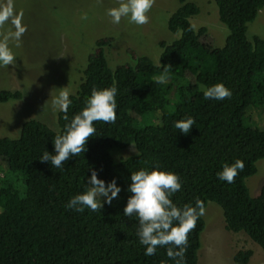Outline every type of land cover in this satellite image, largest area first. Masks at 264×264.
<instances>
[{
    "label": "trees",
    "instance_id": "1",
    "mask_svg": "<svg viewBox=\"0 0 264 264\" xmlns=\"http://www.w3.org/2000/svg\"><path fill=\"white\" fill-rule=\"evenodd\" d=\"M218 20L230 30L221 46H214L204 26L194 28L189 18L198 13L189 0H176L165 21L166 29L178 36L158 42V63L144 55L133 56V64L110 68L103 48L110 37L94 41L82 69V80L69 94L68 117L80 112L93 88L113 86L116 121L94 123L96 135L80 156H71L61 168L41 162L43 152H55L53 140L68 121L56 112L57 130L36 119L21 123L15 138L0 137V264H176L165 247L145 256L137 236L138 220L127 217L123 208L131 172L158 168L175 173L181 189L170 198L182 208L195 206L199 198L213 201L222 211L227 230L243 231L264 252V185L250 196L245 178L256 171L264 157V129L244 122L252 113L264 112V40L246 35V24L254 19L264 0H213ZM167 68L165 84L154 77ZM223 83L232 93L223 100L206 99L200 85ZM21 97L19 90L0 89V102ZM149 111L166 114V127L153 139L139 120ZM192 117L188 134L174 127L175 121ZM133 145L136 152L114 161L113 148ZM236 159L244 169L233 183L220 180L217 172ZM107 184L115 179L121 188L118 198L101 210L77 212L65 205L84 192L91 171ZM201 217L188 234L184 264H196ZM178 250V249H177ZM250 249L237 250L234 264H245Z\"/></svg>",
    "mask_w": 264,
    "mask_h": 264
},
{
    "label": "rangeland",
    "instance_id": "2",
    "mask_svg": "<svg viewBox=\"0 0 264 264\" xmlns=\"http://www.w3.org/2000/svg\"><path fill=\"white\" fill-rule=\"evenodd\" d=\"M198 7V13L189 18L191 26H204L214 46L224 41L225 25L217 18L213 0H189ZM15 17L20 18L27 31L22 36V46L9 42L15 57L14 64L0 67V89L19 90L21 97L0 102V137L15 138L21 123L36 119L57 130L56 112L52 98L62 88L73 94L82 80V69L87 55L94 51V41L110 37L103 50L110 68L116 64H133V56L144 55L158 63V42H170L178 36L166 29L165 21L175 9L176 0H155L147 13L148 23H130L127 17L119 24L111 22L107 9L118 6L117 0H0V10L9 6ZM87 14V19L81 17ZM12 28L6 23L0 32ZM246 35H256L264 40V5L253 20L246 24ZM139 122L153 139H159L166 127V114L155 116L145 112ZM249 126L264 129V112L244 117ZM135 150V148H134ZM133 145L113 148L110 155L118 161L135 153ZM256 171L245 178L250 196L258 194L264 185V157L255 162ZM0 161V176L3 174ZM103 197L100 198L102 201ZM204 227L199 235L196 264H234L237 250L250 249L245 264H264V252L243 231L233 232L224 226L221 208L213 201H206L201 216Z\"/></svg>",
    "mask_w": 264,
    "mask_h": 264
},
{
    "label": "clouds",
    "instance_id": "3",
    "mask_svg": "<svg viewBox=\"0 0 264 264\" xmlns=\"http://www.w3.org/2000/svg\"><path fill=\"white\" fill-rule=\"evenodd\" d=\"M154 2L155 0H117L118 6L107 9V15L114 24H119L122 18L127 17L130 23L144 25L148 23L147 13ZM87 18V14L81 17L84 20ZM9 22L12 28L7 32H0V67L14 64L16 56L9 47V42H13L17 48L21 47L22 36L27 31L20 18L15 17L11 3L4 10H0V29ZM224 32L226 36L230 35V30L226 26ZM167 71V68H164L162 74L154 77L155 82L167 83ZM200 87L206 99L223 100L231 98L232 95L223 83ZM116 94L117 88L114 84L108 88H93L84 107L69 120L67 113L71 100L69 92L62 88L58 95L52 98L51 106L53 110L63 112V119L68 123L65 124L62 134L54 137V154L43 152L39 158L41 162H50L53 167L61 168L71 156H80L86 151L87 140L97 132L95 122L115 123ZM194 124L195 120L188 117L175 121L174 127L183 134H188ZM243 169L244 162L236 159L234 163H225L217 172V177L233 183ZM130 181L127 191L131 195L123 208V214L137 218L139 224L137 236L139 242L145 246V256L155 255L158 247L167 246L166 255L176 261V264H184L188 234L195 229L199 217L204 215V202L197 198L195 206L185 204L182 208L173 203L170 197L181 189V182L171 171L141 168L131 172ZM87 184L89 187L84 192L74 195L65 205L66 208L77 212H83L87 208L96 212L103 207L101 197L110 205L121 191L115 179L105 184L103 180L98 179L95 170L91 171Z\"/></svg>",
    "mask_w": 264,
    "mask_h": 264
}]
</instances>
